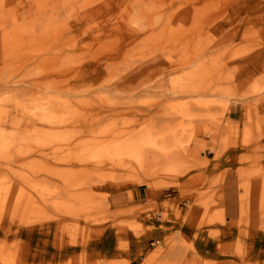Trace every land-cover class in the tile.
<instances>
[{"label": "rangeland", "instance_id": "rangeland-1", "mask_svg": "<svg viewBox=\"0 0 264 264\" xmlns=\"http://www.w3.org/2000/svg\"><path fill=\"white\" fill-rule=\"evenodd\" d=\"M0 37L11 41L0 42V264H128V232L155 224L170 235L141 264L254 263L264 0H0ZM136 133L173 155L95 157L103 141ZM229 150L235 167L209 175L205 156ZM228 193L239 204L231 221ZM219 226L237 234L218 258L184 234L217 237Z\"/></svg>", "mask_w": 264, "mask_h": 264}, {"label": "crops", "instance_id": "crops-1", "mask_svg": "<svg viewBox=\"0 0 264 264\" xmlns=\"http://www.w3.org/2000/svg\"><path fill=\"white\" fill-rule=\"evenodd\" d=\"M237 153L238 152L235 150H229L217 160L214 159V156L210 158L205 156V160L208 162L206 172L209 175H214L223 169H233L235 167V154ZM223 211L225 217H227V221H231L232 219L238 217L239 204L235 193H228L223 197ZM143 223L144 226L149 225L145 219H143ZM209 229L210 228L201 229L195 238L193 237L192 231H188L184 234L192 239L198 254L202 257L218 258V246L220 244L234 242L237 231L228 227L219 226L217 229L220 230V234L217 237H213L210 235ZM169 235L170 232L168 230L163 228L162 225L158 227L156 224L148 229H145L140 235H134L132 232H128L126 236L127 249L123 254L124 257L128 259V264H141L143 258L153 249L152 245L156 243L157 240H163ZM249 243L252 251L254 252V257L252 258V260H254L253 264H262L264 262V231H255ZM101 248L102 247H100V249ZM100 249L98 253L101 254L104 249V259L107 260L108 258L113 257L116 245L114 247L111 237L106 235L103 248L102 250ZM47 259L49 258H35L32 259L31 264H45ZM51 259L52 261L58 260V258Z\"/></svg>", "mask_w": 264, "mask_h": 264}, {"label": "bare ground", "instance_id": "bare-ground-1", "mask_svg": "<svg viewBox=\"0 0 264 264\" xmlns=\"http://www.w3.org/2000/svg\"><path fill=\"white\" fill-rule=\"evenodd\" d=\"M86 1H88V0H86ZM64 3H65V1H64ZM0 39H1V37H0ZM8 40L10 41V39H8ZM8 40H5L3 42L5 44H8V43H6V42H9ZM0 42H2V41H0ZM2 117H5V116L0 111V118H2ZM3 133H4V130H0V145L4 142V134ZM147 136L148 135L143 134V133L131 134V135H128V136L120 138V139H112L109 141L107 140L108 141V142L106 141L107 143H105V141H103L104 144H102V146L98 143L99 144L98 146H100V147L96 148L93 145L88 150H91V148H93V147H94V149L96 148L95 151H94V149H92L94 152L91 150V152H93L95 154V157L96 156L122 157L125 154H127V155H131L132 158L136 159L138 162L145 161L146 159H148L147 157H149L150 155H152L153 157L154 156H161V155L163 157H168L170 155H173V150L168 152V156H167L166 150H165V152H166V154H165L162 151L160 153V151H159L160 148L157 150L154 148H148V146L150 144V139ZM170 142L173 144V146H176V148L174 149L176 152L184 151L185 146L181 145L180 143L178 144V142H180V140L178 138L173 137L170 139Z\"/></svg>", "mask_w": 264, "mask_h": 264}]
</instances>
